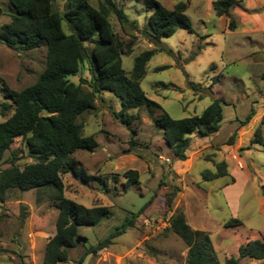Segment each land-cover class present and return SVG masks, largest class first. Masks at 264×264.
Instances as JSON below:
<instances>
[{"label":"rangeland","instance_id":"rangeland-1","mask_svg":"<svg viewBox=\"0 0 264 264\" xmlns=\"http://www.w3.org/2000/svg\"><path fill=\"white\" fill-rule=\"evenodd\" d=\"M158 1L169 9L180 1L188 3L194 32L178 28L157 46L141 33L136 37L124 33L112 19L119 36L133 42V53L123 57L127 72L139 54L163 47L148 62L141 81L146 96L160 107L127 110L125 116L132 120L125 125L115 115L122 110L121 100L103 91L96 94V106L79 116L83 134L94 135L98 146L71 155L85 176L81 170L64 173L65 195L89 207L108 206L111 214L95 225L80 226L78 235L87 242L69 249V259L60 264H78L88 248L139 211L125 233L108 247L89 254L84 264H187L188 245L167 231L169 219L177 211L185 212L193 229L211 235L220 264L227 254L237 253L238 245L264 236V141L251 143L258 126L264 138V0H255L253 11L241 3L244 11L237 9V13L233 8L236 30L228 28L227 17L218 16L209 0ZM122 4L130 19H137L142 28L150 15L143 0ZM56 6L64 8V1L57 0ZM0 9L1 30L10 21L9 0H0ZM46 56V45L15 51L0 43V78L11 88L22 90L37 80L46 66ZM70 79L75 83L89 81V63L85 61L78 75ZM83 87L90 89L86 83ZM3 95L0 83V101L5 100ZM215 98L223 100L219 130L205 137L190 135L188 159L175 160L154 120L163 111L174 119L201 115ZM252 111L255 115L243 125ZM12 113L3 115L0 111V122ZM235 141H244L242 147L236 148ZM221 159L226 160L229 174L204 180L203 171L215 170V161ZM13 161L22 168L36 161L20 138L5 152L0 171ZM131 169L139 172V182L127 186L125 172ZM172 195L169 208L167 200ZM38 197L35 189L13 188L0 202V264H44L46 245L57 231L59 202L47 195ZM232 217L240 218L243 226L226 227L225 222ZM257 263L247 257L240 259V264Z\"/></svg>","mask_w":264,"mask_h":264},{"label":"trees","instance_id":"trees-1","mask_svg":"<svg viewBox=\"0 0 264 264\" xmlns=\"http://www.w3.org/2000/svg\"><path fill=\"white\" fill-rule=\"evenodd\" d=\"M57 0H9L10 21L0 30V43L15 51H29L46 45V66L37 80L22 90L11 88L0 78L4 101H0L3 115L13 113L0 122V161L6 151L20 138L28 154L36 159L23 168L13 165L0 171V202L8 190H37L59 202L56 234L46 245L44 264H60L69 259V249L77 246L78 230L83 225H95L111 214L108 206L89 207L65 195L63 174L79 170V163L71 157L79 150L93 151L98 146L94 135L83 134V124L78 118L96 106V92H111L121 100L122 110L115 115L128 125L132 118L126 117L129 109L144 106L160 107L149 99L141 86L146 76L147 64L158 49L142 52L134 59L133 68L127 72L123 57L133 53V42H127L117 33L112 19L121 30L136 37L142 34L150 43L160 45L163 37L173 35L178 28L194 32L187 15L188 3L180 1L172 9L158 0H143L147 22L141 28L137 19H130L122 2L140 0H63L64 8L56 6ZM240 0H215L212 6L218 16L228 19V28L236 30L238 22L233 8ZM0 9V14H2ZM87 61L91 79L75 83L70 78L78 75ZM161 68H167L161 67ZM90 89H85L84 84ZM196 88L195 86H193ZM223 100L215 98L201 115L174 119L163 111L156 126L162 131L166 144L172 149L175 160L186 161L191 146L190 135L205 137L217 132L223 118ZM46 112L47 114H44ZM255 115L252 111L243 122L249 123ZM262 129L258 126L252 136V144H263ZM130 143L133 145V141ZM233 143V142H230ZM15 156V154H14ZM215 170H205L206 181L228 175L225 159L215 161ZM128 185L139 182V172H125ZM175 192V191H174ZM175 194V193H174ZM173 195L167 200L170 208ZM148 203L144 206L146 207ZM144 207V208H145ZM141 212V211H139ZM138 212V213H139ZM138 213L115 228L98 244L82 255L78 264H84L89 254L108 247L113 239L133 225ZM226 227L243 226V221L232 217ZM167 231H173L188 245L187 264H220L211 235L193 229L184 211H177L169 219ZM257 260L264 264V236L248 240L237 246V253L226 255L222 264H240L241 258Z\"/></svg>","mask_w":264,"mask_h":264},{"label":"crops","instance_id":"crops-1","mask_svg":"<svg viewBox=\"0 0 264 264\" xmlns=\"http://www.w3.org/2000/svg\"><path fill=\"white\" fill-rule=\"evenodd\" d=\"M214 0H209V6L211 7L212 6V2H213ZM241 2V4H246V7H247V9L249 10H252L253 11V9H254V7L252 6V3H255V0H240ZM236 8H235V11L237 12V13H239L238 11H237V9H240V10H242V11H244L245 10V8H242L241 6H239V5H237V6H235ZM239 10V11H240ZM246 13H247V11H246ZM253 15H255L254 13H252ZM248 15H250V14H248ZM253 15H251V16H253ZM239 16H241L242 17V15H239ZM243 26V24L241 25V27ZM260 114H259V116H255V118H254V121H257L258 120V118H260ZM243 142L244 141H235L234 143H235V147L236 148H240V147H242V144H243ZM240 164H241V168H245V164L242 162V160L240 159V161H238ZM237 164V163H236ZM249 172V171H248ZM261 204H262V212L264 213V196L263 197H261Z\"/></svg>","mask_w":264,"mask_h":264},{"label":"water","instance_id":"water-1","mask_svg":"<svg viewBox=\"0 0 264 264\" xmlns=\"http://www.w3.org/2000/svg\"><path fill=\"white\" fill-rule=\"evenodd\" d=\"M98 92H96L97 94ZM87 242V238L86 237H83L81 235H78L77 238H76V243L79 244V243H86Z\"/></svg>","mask_w":264,"mask_h":264}]
</instances>
